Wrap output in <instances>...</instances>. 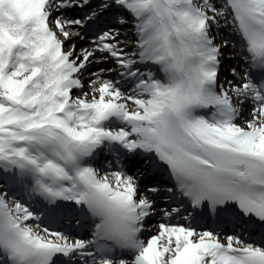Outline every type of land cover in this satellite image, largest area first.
Masks as SVG:
<instances>
[{
	"label": "snow or ice",
	"instance_id": "obj_1",
	"mask_svg": "<svg viewBox=\"0 0 264 264\" xmlns=\"http://www.w3.org/2000/svg\"><path fill=\"white\" fill-rule=\"evenodd\" d=\"M0 264H264V0H0Z\"/></svg>",
	"mask_w": 264,
	"mask_h": 264
}]
</instances>
